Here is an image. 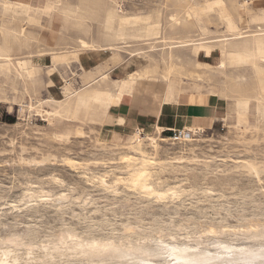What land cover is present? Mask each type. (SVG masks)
<instances>
[{
	"label": "rangeland",
	"instance_id": "1",
	"mask_svg": "<svg viewBox=\"0 0 264 264\" xmlns=\"http://www.w3.org/2000/svg\"><path fill=\"white\" fill-rule=\"evenodd\" d=\"M182 103L219 117L173 139L156 121ZM166 245L264 248V0H0V256Z\"/></svg>",
	"mask_w": 264,
	"mask_h": 264
},
{
	"label": "bare ground",
	"instance_id": "2",
	"mask_svg": "<svg viewBox=\"0 0 264 264\" xmlns=\"http://www.w3.org/2000/svg\"><path fill=\"white\" fill-rule=\"evenodd\" d=\"M127 87L128 88L125 91L120 93L118 99L121 100L127 91L133 90L135 92L136 90L133 88V85H127ZM171 90L172 89L170 88V91ZM144 166L143 168L141 167L142 169L139 168L137 170H135V168L134 169L131 168V170L133 169L134 171L132 172L133 175L131 176L130 186H132L135 189L143 190L144 192H148L152 194L154 193L153 190L150 187L148 188L145 184V182L147 181L148 172L147 170L145 171L144 168L146 166L145 167ZM177 194L176 195L174 194V196H177ZM157 195L159 197H162L164 194L162 195V193L161 194L159 193ZM95 244L104 247L103 249L95 250L96 248ZM79 247L83 250L82 252L85 255H88L92 258L96 256L106 255L107 252H110L114 256L115 253L117 252V250L113 247H110L109 249L106 250L104 244H99L97 242L91 243V245L89 246L90 250H85L82 245H80ZM91 250L93 251L92 254L90 252ZM164 251L165 252L163 253L167 254L166 256L168 257V259H170L171 264H264V248L263 250H261V249H253V248L233 247L231 245H228L222 249V252L212 253L209 250L200 251L197 248L194 247L192 248L189 246L166 245ZM8 257H9L8 251L3 252L0 256V264H8V260H7ZM89 264H102V263L99 261L97 263L91 261ZM142 264H161V263H158L153 260H144Z\"/></svg>",
	"mask_w": 264,
	"mask_h": 264
},
{
	"label": "crops",
	"instance_id": "3",
	"mask_svg": "<svg viewBox=\"0 0 264 264\" xmlns=\"http://www.w3.org/2000/svg\"><path fill=\"white\" fill-rule=\"evenodd\" d=\"M170 92H172V90ZM116 110L119 114H125L128 117L132 112L131 108H129L126 103L120 104ZM218 110V106L215 104L182 103L180 107L161 109L156 122L162 129V132H170L171 135H173L174 131L197 125L207 126L206 123H213L219 117ZM133 121V119H130L131 123H133Z\"/></svg>",
	"mask_w": 264,
	"mask_h": 264
},
{
	"label": "built area",
	"instance_id": "4",
	"mask_svg": "<svg viewBox=\"0 0 264 264\" xmlns=\"http://www.w3.org/2000/svg\"><path fill=\"white\" fill-rule=\"evenodd\" d=\"M187 133L188 131H184V130L174 131L172 138L176 140L184 139L186 138Z\"/></svg>",
	"mask_w": 264,
	"mask_h": 264
}]
</instances>
